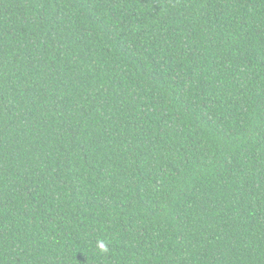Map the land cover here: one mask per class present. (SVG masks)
<instances>
[{"label":"trees","instance_id":"obj_1","mask_svg":"<svg viewBox=\"0 0 264 264\" xmlns=\"http://www.w3.org/2000/svg\"><path fill=\"white\" fill-rule=\"evenodd\" d=\"M0 264H264V0H0Z\"/></svg>","mask_w":264,"mask_h":264}]
</instances>
